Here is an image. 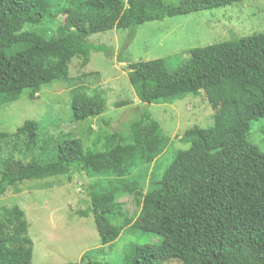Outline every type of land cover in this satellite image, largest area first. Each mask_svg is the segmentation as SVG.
Segmentation results:
<instances>
[{
  "label": "trees",
  "instance_id": "1",
  "mask_svg": "<svg viewBox=\"0 0 264 264\" xmlns=\"http://www.w3.org/2000/svg\"><path fill=\"white\" fill-rule=\"evenodd\" d=\"M167 1L0 0V104L17 101L25 90L33 100L42 88L60 82L71 92L73 122L98 118L107 109L106 98L98 89L87 93L85 86L95 84L99 74H68L73 58L86 66L91 53L108 55L88 42L90 36L127 30L126 48L142 24L249 0H180L173 6ZM169 59L129 64L136 97L145 106L171 105L204 92L216 110L212 126L184 132L180 142L189 148L175 153L159 180L152 174V189L133 222L122 228L110 222L115 209L110 192L93 194L78 215L92 218L103 246L127 227L160 237L158 244L126 246L122 264H264V152L249 138L252 122L264 118V34L193 49L176 69H168ZM152 138L143 147L148 162L168 144L157 123ZM121 139L114 134L103 151H87L73 132L55 137L35 121L12 133L0 131V197L26 181H71L75 173L94 172L105 162L120 178L130 152L117 148ZM32 253L24 213L1 206L0 264H32ZM80 262L109 264L89 253Z\"/></svg>",
  "mask_w": 264,
  "mask_h": 264
},
{
  "label": "rangeland",
  "instance_id": "2",
  "mask_svg": "<svg viewBox=\"0 0 264 264\" xmlns=\"http://www.w3.org/2000/svg\"><path fill=\"white\" fill-rule=\"evenodd\" d=\"M179 2L168 0L166 4L173 6ZM127 33V30H113L90 36L88 42L107 49L108 55L93 52L86 66H81L78 58L68 65L70 78L99 74L95 84L85 87L89 94L97 89L103 92L107 109L100 117L73 122L71 92L60 82L42 88L33 100L25 90L17 101L0 104L1 132L12 133L24 122L35 121L46 126L55 137L73 132L87 151H103L114 134L122 135L117 148L130 150L123 159V166L128 169L120 178L114 175L109 162H105L94 172L75 173L71 181L65 177L26 181L10 187L0 197V207H18L25 215L33 243L32 264H83L80 259L86 253L97 262L122 264L124 248L129 244L161 243L156 235L127 227L114 243L103 246L92 218L80 217L78 213L87 209L90 197L96 192H110L115 204L110 222L117 228H122L125 221L133 222L140 213L143 196L152 189V174L155 181L159 180L175 153L189 148L180 142L184 132L193 126L210 128L216 110L204 92L196 97L187 95L171 105L145 106L128 81V66L171 58L167 67L172 70L180 67L193 49L264 34V0L142 24L124 48ZM145 112L148 118L144 117ZM155 123L168 144L160 156L148 162L143 147L154 141ZM249 138L264 152V118L252 122ZM43 185L51 188L39 189Z\"/></svg>",
  "mask_w": 264,
  "mask_h": 264
}]
</instances>
